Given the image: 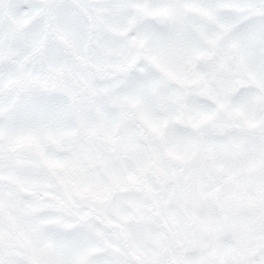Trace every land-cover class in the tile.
<instances>
[{"label": "snow or ice", "instance_id": "obj_1", "mask_svg": "<svg viewBox=\"0 0 264 264\" xmlns=\"http://www.w3.org/2000/svg\"><path fill=\"white\" fill-rule=\"evenodd\" d=\"M0 264H264V0H0Z\"/></svg>", "mask_w": 264, "mask_h": 264}]
</instances>
